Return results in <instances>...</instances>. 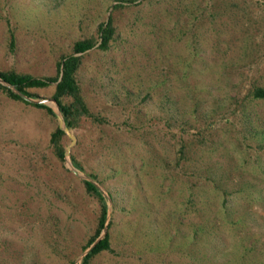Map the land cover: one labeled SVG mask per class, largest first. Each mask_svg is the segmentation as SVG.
<instances>
[{
    "label": "rangeland",
    "instance_id": "rangeland-1",
    "mask_svg": "<svg viewBox=\"0 0 264 264\" xmlns=\"http://www.w3.org/2000/svg\"><path fill=\"white\" fill-rule=\"evenodd\" d=\"M109 16L77 70L98 119L65 132L64 160L54 82L30 97L55 115L0 90V264H80L99 211L84 174L111 233L90 264H264V0H0V69L55 75Z\"/></svg>",
    "mask_w": 264,
    "mask_h": 264
},
{
    "label": "trees",
    "instance_id": "trees-1",
    "mask_svg": "<svg viewBox=\"0 0 264 264\" xmlns=\"http://www.w3.org/2000/svg\"><path fill=\"white\" fill-rule=\"evenodd\" d=\"M121 5L122 3H117L114 7ZM98 31V37L93 35L83 36L73 41L72 50L69 53L61 55L57 60V73L55 75L36 76L29 72L20 71L11 67L0 69V76L6 81L15 84L19 90L28 96H35V94L30 91L31 87H44L51 82H54V89L51 96L56 101L63 116V120L69 128L76 126L82 116H89L92 120H96L98 119V116L89 109L77 78V70L83 62V57L86 54V51L92 48L96 43V47L102 50L108 49L111 45V41L115 34V26L111 16H109L107 21L100 22ZM13 42L14 35L11 34L10 46H12ZM0 90L5 92L10 98L20 99L37 107L44 108L47 113L55 115L53 108L49 104L45 102L28 101L1 82ZM251 93L252 96L264 100L263 86H255ZM64 134L65 131L59 125H56L51 130L49 136L52 149L56 156L61 160H64L65 158V146L62 141ZM71 159L74 164L79 165L73 155H71ZM82 182L84 183L85 190L89 194L94 195L99 204L96 228L87 239L85 244V246H87L96 238V236L99 235L104 226L107 214V201L106 196L94 183L85 178L82 179ZM109 227L110 222L107 224L105 235L101 237L85 255H83L80 264H90L93 257L100 251L111 249V233Z\"/></svg>",
    "mask_w": 264,
    "mask_h": 264
},
{
    "label": "water",
    "instance_id": "water-1",
    "mask_svg": "<svg viewBox=\"0 0 264 264\" xmlns=\"http://www.w3.org/2000/svg\"><path fill=\"white\" fill-rule=\"evenodd\" d=\"M0 82L2 84H4L5 86L9 87L12 91L16 92L17 94H19L22 98L28 100V101H31V102H45L47 103V99H44V98H32L26 94H24L21 90H19L17 88V86L13 83H10L8 81H6L5 79H3L1 76H0ZM54 102H55V105H56V109H55V113H56V116L58 118V122H59V126L67 133H69L71 136L72 134L70 133V130H69V127L65 124L64 120H63V116L61 114V111L59 110L58 106H57V103L56 101L54 100V98L52 97L51 98ZM66 155H67V152H65V158H66ZM73 169V171H76L75 168L71 167ZM84 178L90 180L92 183H94L98 188V184L95 180H93L89 175L87 174H84L83 175ZM100 189V188H99ZM108 219H109V210L107 209V214H106V219H105V223H104V226L102 227L100 233L98 236H96V238L87 246V248L83 251V253L80 255L79 258H82L83 255H85L89 250L90 248L101 238L105 235L106 231H107V223H108Z\"/></svg>",
    "mask_w": 264,
    "mask_h": 264
}]
</instances>
